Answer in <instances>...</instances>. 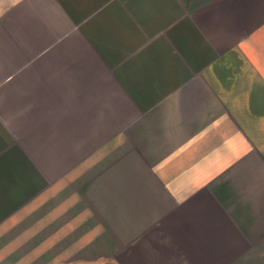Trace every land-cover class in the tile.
Returning a JSON list of instances; mask_svg holds the SVG:
<instances>
[{
	"label": "crops",
	"instance_id": "obj_1",
	"mask_svg": "<svg viewBox=\"0 0 264 264\" xmlns=\"http://www.w3.org/2000/svg\"><path fill=\"white\" fill-rule=\"evenodd\" d=\"M105 111L148 264H264V0H0V151Z\"/></svg>",
	"mask_w": 264,
	"mask_h": 264
},
{
	"label": "rangeland",
	"instance_id": "obj_2",
	"mask_svg": "<svg viewBox=\"0 0 264 264\" xmlns=\"http://www.w3.org/2000/svg\"><path fill=\"white\" fill-rule=\"evenodd\" d=\"M73 120L1 149L0 264H148L150 218L128 199L140 145L108 111Z\"/></svg>",
	"mask_w": 264,
	"mask_h": 264
}]
</instances>
